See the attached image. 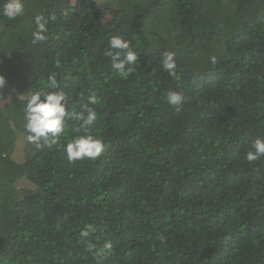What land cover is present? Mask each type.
<instances>
[{"label":"trees","instance_id":"trees-1","mask_svg":"<svg viewBox=\"0 0 264 264\" xmlns=\"http://www.w3.org/2000/svg\"><path fill=\"white\" fill-rule=\"evenodd\" d=\"M113 36L138 56L126 76L105 55ZM0 75V264H264V156L246 159L264 139V0H24L23 15L0 14ZM49 76L67 111L87 104L97 120L66 118L37 147L23 97ZM169 91L185 96L180 111ZM88 134L104 152L70 164L64 146Z\"/></svg>","mask_w":264,"mask_h":264},{"label":"clouds","instance_id":"clouds-1","mask_svg":"<svg viewBox=\"0 0 264 264\" xmlns=\"http://www.w3.org/2000/svg\"><path fill=\"white\" fill-rule=\"evenodd\" d=\"M24 13V0H4L0 14L14 20ZM48 20L43 15L35 17L36 30L32 33L33 43H40L47 40ZM120 50V51H114ZM121 53L123 58H121ZM111 57L112 67L121 75H128L132 72L131 65L138 61L136 52L130 46V42L120 36H113L109 41V50L105 53ZM175 54L165 52L162 58L164 71L169 76L176 75L177 64ZM6 83L5 77L0 75V88ZM59 89V84L55 76L48 77L47 90L31 92L23 97L26 103L25 107V130L29 133L28 141L41 147V141L44 144H55L57 138L64 131L66 118H72L82 121L81 127L87 130L97 120L96 111L87 104L82 105V111L71 113L67 111L68 101L65 93ZM169 105L176 111H180L185 102V96L177 91H169L166 96ZM63 102V103H62ZM91 103L95 98H91ZM253 150L247 152L246 159L251 163L264 156V139L256 138L251 145ZM66 160L71 164L85 159L95 160L104 152V142L101 138L88 135L74 137L65 146ZM96 232L93 224H88L81 230V243H84L88 250H92L95 245L88 241V237ZM111 243H106L97 253L103 258L111 249Z\"/></svg>","mask_w":264,"mask_h":264},{"label":"rangeland","instance_id":"rangeland-1","mask_svg":"<svg viewBox=\"0 0 264 264\" xmlns=\"http://www.w3.org/2000/svg\"><path fill=\"white\" fill-rule=\"evenodd\" d=\"M71 2H75L76 0H70ZM43 47H44V42L40 43H33V39L30 41V43L27 46L26 53L28 55V58L34 59V60H39L42 52H43ZM5 97H2V103L5 101ZM23 144L19 145L17 151H16V156L18 159H24L28 156V152H25L24 150V141L22 142ZM22 187L27 188L28 184L26 182H22Z\"/></svg>","mask_w":264,"mask_h":264}]
</instances>
